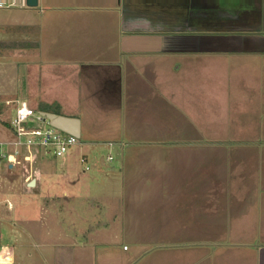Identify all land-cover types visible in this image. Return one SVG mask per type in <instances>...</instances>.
I'll return each mask as SVG.
<instances>
[{
	"label": "crops",
	"instance_id": "obj_1",
	"mask_svg": "<svg viewBox=\"0 0 264 264\" xmlns=\"http://www.w3.org/2000/svg\"><path fill=\"white\" fill-rule=\"evenodd\" d=\"M90 1L95 6L48 7V72L43 79L40 63L29 64L24 88L7 102L77 119L76 148L86 135L110 143L109 168L97 148L78 159L95 168L83 198L68 192L77 180L64 174L62 201L99 217L70 226L62 207L64 240L44 264H143L153 254L135 238L157 240L146 264H264V0H115L111 11ZM213 56L251 61L239 73L250 81L172 83L197 71L190 68L201 58L211 77ZM231 141L236 148H226ZM34 181L38 191L41 177ZM56 200L31 204L41 217ZM1 221L0 244L10 227ZM120 236L136 243L133 257L117 258ZM0 264L30 263L17 261L12 244L0 245Z\"/></svg>",
	"mask_w": 264,
	"mask_h": 264
},
{
	"label": "rangeland",
	"instance_id": "obj_2",
	"mask_svg": "<svg viewBox=\"0 0 264 264\" xmlns=\"http://www.w3.org/2000/svg\"><path fill=\"white\" fill-rule=\"evenodd\" d=\"M0 1L6 2L8 5L14 4L13 6L6 5L0 8V136L4 139L6 137L11 138V134L6 127H8L11 115L13 116L15 114V109L17 107L16 105L7 107V102L18 97L14 96V94L17 93V87L22 86V84L26 82L27 75H25V72H27L26 69L28 65L40 63L38 66L41 73H43V79L45 78L44 74L48 72V30L53 26L50 20L52 13L48 10V7L76 8L79 6L89 7L95 5H92L90 0H39L36 8H30L23 5L22 0ZM102 1L103 0H100V6L107 7L109 11L115 7L113 4L115 0H106V4L101 3ZM107 3L109 4L107 5ZM104 20L105 19L102 18L100 22ZM119 35V32H117L114 38H119ZM39 45H41V50L36 51ZM53 58V60L57 59V61H60V58ZM177 59L184 60L182 58ZM206 59L207 69H211V77H209L210 72H207V77L204 78L201 66L205 63V61H203L205 59L201 58L194 60L195 62H192L193 65L190 68L197 71L187 74L182 73L181 77L176 76L172 83L177 84V79H179V84L211 83L217 86L224 83L227 85L238 83L246 84L250 81H246L242 74L239 73L247 71V64L251 61H238L229 59L225 56H213L210 58L207 57ZM176 63L178 64L177 61ZM179 63L182 65L181 69H183V63L181 61H179ZM225 70H227V72ZM251 71L252 69L249 70V72ZM29 106L35 109L32 104H29ZM88 118H91L93 122L92 115ZM219 135V133H214L215 137ZM86 137L87 135L81 140L83 144L82 147H74V149H71L68 153L69 155L67 154L63 159H54L36 153L37 157L31 163L21 160L20 164L14 167L9 166L6 162L0 163V221L2 219L9 221L8 225L10 226L6 224V226L9 227L8 230L2 229L6 232V236L4 240L1 241L0 245L11 246L15 244L17 261L19 263L44 264L53 260L52 245L56 243L61 244V241L64 240L60 236L61 230H65V227L60 224V221H62L60 216L62 207V214H66V209H69L72 213L67 221L70 226L74 224L83 228L87 225L85 218L99 217L98 212L95 211L93 213L86 208L78 212L77 210L81 208V205H79L76 200L67 204V202L64 203L61 199L63 189L65 188L64 184L67 182L66 176L64 178V174L69 173V171H71L70 174H72V177L75 176V180L73 181L77 180V184L68 189V192L76 198L80 194H82V196H79L80 198L86 195L85 181H87V177L95 171V168L91 160L88 164L78 161L82 154L93 151L95 148L100 149L101 156L99 160L101 164L104 168H109L110 166L106 163L108 156L112 154V152L110 154V143L106 141L99 142L95 139V141H92L90 138ZM91 143H106L107 145L98 146ZM229 143L227 147L226 145H224V147L236 148L235 141ZM115 149H117V146L114 147V150ZM70 167L73 169H70ZM87 167L89 171H86ZM37 171L39 173H37ZM40 177V188L38 191H35L36 186L30 188L29 184L35 180V178L40 179ZM117 192L111 193V190H108V194L111 193L110 195L112 196H116V194H118ZM49 196L57 198L58 200L55 201L56 204H50L48 202L45 206L47 212H43L44 215L40 217L39 214L41 212L36 210L35 205L31 203L39 199L47 200L50 198ZM9 202L14 205V210L12 211H8L7 209ZM27 203L29 205H27ZM61 203H63V205ZM93 214L95 215L93 216ZM20 216L27 217L26 223H22ZM67 222L63 224L66 225ZM1 224H4V222L1 221L0 225ZM22 230L25 231V233H19ZM75 239L76 238L73 237L71 243H75L73 241ZM135 239L143 243L142 249H148V251H152L151 253L153 254L151 257L148 256L144 258L145 261H143V264H146L149 260L155 261L154 250L158 247L156 244L157 240H155V238ZM116 240L117 249L120 251V254H117V258L133 257L132 252H135L136 247L134 240L122 236L116 238ZM44 246L47 247L46 250L42 249ZM124 246L130 247L132 251L123 255L122 249ZM144 246L148 247L144 248ZM145 255L146 252L143 256Z\"/></svg>",
	"mask_w": 264,
	"mask_h": 264
},
{
	"label": "built area",
	"instance_id": "obj_3",
	"mask_svg": "<svg viewBox=\"0 0 264 264\" xmlns=\"http://www.w3.org/2000/svg\"><path fill=\"white\" fill-rule=\"evenodd\" d=\"M22 3L26 5V0H22ZM6 5V2L0 1V8ZM8 127L11 138L3 139L0 136V163L6 162L11 167L20 164L21 160L33 162L36 153L63 159L79 145V138L52 127L43 112L26 103L17 102ZM81 162L85 163L86 160L82 159Z\"/></svg>",
	"mask_w": 264,
	"mask_h": 264
},
{
	"label": "water",
	"instance_id": "obj_4",
	"mask_svg": "<svg viewBox=\"0 0 264 264\" xmlns=\"http://www.w3.org/2000/svg\"><path fill=\"white\" fill-rule=\"evenodd\" d=\"M39 0H26V6L30 8H36L38 6ZM46 119L50 121L52 127L63 131L67 134L75 136L77 138L80 137L79 135V121L74 118H68L64 116H59L56 114L44 113ZM36 181H32L29 184V187H35Z\"/></svg>",
	"mask_w": 264,
	"mask_h": 264
},
{
	"label": "trees",
	"instance_id": "obj_5",
	"mask_svg": "<svg viewBox=\"0 0 264 264\" xmlns=\"http://www.w3.org/2000/svg\"><path fill=\"white\" fill-rule=\"evenodd\" d=\"M39 111H40V112H43V113L59 114L58 111L50 110V109H49L48 107H46L44 104L40 106ZM8 126H9V125H8ZM7 128H9V127H7Z\"/></svg>",
	"mask_w": 264,
	"mask_h": 264
}]
</instances>
